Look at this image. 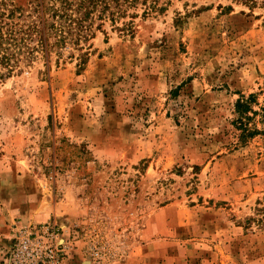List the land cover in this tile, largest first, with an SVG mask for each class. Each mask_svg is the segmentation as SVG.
<instances>
[{
	"label": "rangeland",
	"instance_id": "obj_1",
	"mask_svg": "<svg viewBox=\"0 0 264 264\" xmlns=\"http://www.w3.org/2000/svg\"><path fill=\"white\" fill-rule=\"evenodd\" d=\"M37 1L9 0L10 20ZM133 11L77 43L45 30L46 51L2 40V262L19 226L49 223L58 264H264V135L232 123L238 98L264 104V3Z\"/></svg>",
	"mask_w": 264,
	"mask_h": 264
},
{
	"label": "trees",
	"instance_id": "obj_2",
	"mask_svg": "<svg viewBox=\"0 0 264 264\" xmlns=\"http://www.w3.org/2000/svg\"><path fill=\"white\" fill-rule=\"evenodd\" d=\"M8 1L0 0V45L3 39H11L17 35H20L23 41H26V38L38 36L40 45L45 49V30L58 34V41L61 39V42H66L68 37L77 43L92 37L95 30L101 29L106 19L112 23L123 17L132 19L137 13L134 11L129 13V9L137 7L142 9L143 15L152 11L161 12L166 9L171 0H47L50 5L47 7V3L44 10L49 8V11L43 10V2L39 0L33 8V11L37 13L36 17L28 20L27 23L10 20L15 13V8ZM234 1L245 4L250 9L257 6L259 2L264 3V0ZM47 20H50L48 24H46ZM131 23L132 21L124 22L123 26L129 27ZM8 58H10L8 55L0 53L1 61H7ZM254 101V95H249L246 98H238L234 103L235 117L232 123L238 130L237 137L240 141L255 134L264 135V104L258 109H253ZM254 117L260 118L262 124L260 129L256 125L249 126Z\"/></svg>",
	"mask_w": 264,
	"mask_h": 264
},
{
	"label": "built area",
	"instance_id": "obj_3",
	"mask_svg": "<svg viewBox=\"0 0 264 264\" xmlns=\"http://www.w3.org/2000/svg\"><path fill=\"white\" fill-rule=\"evenodd\" d=\"M58 235V228L49 223L21 225L5 252V261L7 264H58L63 251ZM92 255L97 259L102 257L99 249H93Z\"/></svg>",
	"mask_w": 264,
	"mask_h": 264
},
{
	"label": "crops",
	"instance_id": "obj_4",
	"mask_svg": "<svg viewBox=\"0 0 264 264\" xmlns=\"http://www.w3.org/2000/svg\"><path fill=\"white\" fill-rule=\"evenodd\" d=\"M30 217H28V218H30ZM10 231H11L10 223H6L5 221L0 220V248L5 247V246H7V244H9L10 233H11ZM0 264H4L2 262L1 254H0Z\"/></svg>",
	"mask_w": 264,
	"mask_h": 264
}]
</instances>
